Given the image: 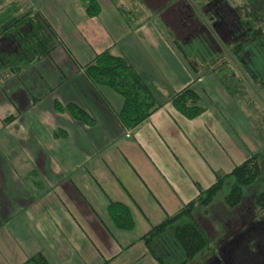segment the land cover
I'll list each match as a JSON object with an SVG mask.
<instances>
[{
  "label": "rangeland",
  "instance_id": "obj_1",
  "mask_svg": "<svg viewBox=\"0 0 264 264\" xmlns=\"http://www.w3.org/2000/svg\"><path fill=\"white\" fill-rule=\"evenodd\" d=\"M0 1L1 7L13 0ZM19 1L24 8L33 6L52 18L59 34L58 11L76 30L86 17L79 0ZM243 1L97 0L102 11L100 23L107 28L109 22L112 30L117 25L126 27L124 43L110 52L125 57L162 102L152 123L147 120L124 133L88 89L82 72L76 71V66L75 73L71 72L70 57L62 48L53 55L60 70L50 69V62L44 61L37 77L25 84L26 91L0 106L3 117L16 116L1 127L0 137L6 145H0V151L3 156H13L7 157L8 165L29 197L28 204L12 205L13 217L0 229L12 244L4 242L8 237L1 233L0 257L6 264H21L37 252L53 264H158L141 236L197 194L192 181L202 188L211 184L214 177L209 178L203 163L223 174L250 154L264 152V64L246 59L242 65L248 69H244L227 50L249 30V24L236 14L235 7ZM117 7L135 13L132 26L125 24ZM76 30L68 32L67 38L84 46L83 36ZM12 46L0 42V52L9 54ZM78 51L75 48L73 55L78 56ZM14 77L8 71L0 72V85L7 88ZM186 85L199 95L204 108L192 120L182 117L169 103ZM53 88L59 90V96L50 91ZM99 90L120 109L119 95L106 87ZM73 93L107 134L94 144L86 132L96 134L98 128L81 125L67 113L52 109L54 99H68ZM37 97L40 100L36 101ZM163 106L165 115L159 111ZM176 160L183 171L166 170L179 171ZM43 163L51 166L53 179L36 173ZM261 166L264 169V161ZM260 189V182L248 187L234 209L227 208L219 195L209 207L197 211V221L213 241L215 254L191 264H211L221 248L245 230L241 224L254 216L263 217L254 205ZM42 194L44 212L36 202ZM109 202H122L130 208L131 230L112 225L106 213ZM19 228L29 234L16 240Z\"/></svg>",
  "mask_w": 264,
  "mask_h": 264
},
{
  "label": "trees",
  "instance_id": "obj_2",
  "mask_svg": "<svg viewBox=\"0 0 264 264\" xmlns=\"http://www.w3.org/2000/svg\"><path fill=\"white\" fill-rule=\"evenodd\" d=\"M36 3L39 0H31ZM84 7L86 17L98 18L101 10L97 0H79ZM1 3V1H0ZM95 9L96 13H95ZM124 22L132 26L133 12L116 8ZM238 18L249 24V30L236 42L227 46V50L244 69L246 59L264 64V0H244L235 7ZM91 11V12H90ZM11 42L9 54L0 52V72L18 77L33 68L40 60L50 58L53 51L64 48L56 31L42 12L33 6L24 8L19 0H13L0 7V42ZM249 70H247L248 72ZM83 76L97 98L113 115L123 132H129L147 121L162 106L140 74L120 55L109 50L98 53L83 67ZM228 90L222 76L218 77ZM106 87L122 98L118 111L109 108L99 91ZM264 86V85H263ZM3 86L0 85V89ZM172 108L182 117L192 120L204 111L199 95L186 85L178 89L169 99ZM56 112L67 113L74 122L93 126L95 119L81 105L71 101H53ZM264 161L263 153H252L235 164L225 174L214 173L213 182L202 188L195 184L197 194L184 203L174 214L151 226L141 236L144 247L158 264H191L201 258L215 254L213 241L198 223L196 213L200 208H207L222 196L224 205L229 209L238 206L245 190L260 182L261 189L254 198V205L264 209ZM109 221L117 229L129 231L133 227L130 208L122 202H109L106 206ZM21 264H53L37 252Z\"/></svg>",
  "mask_w": 264,
  "mask_h": 264
},
{
  "label": "crops",
  "instance_id": "obj_3",
  "mask_svg": "<svg viewBox=\"0 0 264 264\" xmlns=\"http://www.w3.org/2000/svg\"><path fill=\"white\" fill-rule=\"evenodd\" d=\"M101 13H102V11H101ZM43 15L46 17V19L52 25L51 20H53V19L50 18L49 16H46L45 14H43ZM99 20H100L99 17L98 18H94V19L85 17L84 20H83L84 23L81 25L80 29L77 28V30H76V29H74L71 26L72 23L63 17V14H62V11L61 10L57 12L56 17H55V22H58L59 21L60 34H59V31L57 30V28H55L54 30L56 31V33L58 35V38L65 45V49L64 48H62V49L64 51H67V53H68V55L70 57V63L72 64V67H71V72L72 73L73 72L75 73V70H74L73 67L76 66L77 67V70L76 71H81L82 74H83V67L87 63H89L98 53H100V52H102L104 50H109L110 51L111 48H115V47L119 46L120 44H123L124 43V41H125L124 36H126L125 33L127 32L126 31V27L124 25H117L116 26V29H113L112 30L110 28V26H108V23H109L108 20H107V22H108L107 24L104 23L107 26V28L102 23H100L102 20H100V21ZM52 26L54 28V25H52ZM75 30L76 31H79L80 32V35L83 36V39L85 41V42H83V45L84 46L79 45L78 42L77 43L72 42L69 38H67L68 32H73ZM119 30L121 31V35H119L118 32H117ZM58 48H61V47H58ZM75 48H77L78 50H80V51H78V52H80L78 54V56H75L72 53V51ZM56 50H57V48L53 51V53H52V55H51L50 58H45V59L40 60L33 68H31V69L23 72L18 77H14L16 79H13L12 78V80H9V82L7 83V86H6L7 88H5V87L3 88L2 87L0 89V106H3L6 100H8L10 102H13L12 101L13 99H11V97L14 96L16 93H17V96H18V92H22V91L25 92L26 91V88L24 87L25 84H30L29 82L34 80V75L37 77V72H39V69L41 67H44V64H45L44 61H49L50 62V67H51L50 69H53V67H56L58 70H60V68H59L58 64L55 62V59H54V56H53L54 55V52ZM34 71H35V73H34ZM60 73H61V71H60ZM14 81H18L19 84L14 83ZM84 81H85L88 89H91L85 79H84ZM31 86L34 87V83H32ZM41 90L44 91V87H42ZM52 90H54V88L53 89H50V91H52ZM73 91L76 92V90H73ZM53 92L55 94H57V96H59L58 95L59 90L57 88ZM8 93H9L10 96L8 95ZM100 93L103 96V98L105 99V101L108 104L109 108L112 109L113 111H118V110H116L110 104V102L106 99V97L102 94L101 91H100ZM67 98L68 99H66L65 97H63V99H60V100L59 99H56V100H58V101H60L62 103L68 102V100H69L71 102L78 103L79 105H81V107L84 108V105L80 101L77 102L75 100V99L78 100V98L76 97V95L74 93L72 95L68 96ZM38 100H40V98L37 97L36 101H38ZM36 101H34V102H36ZM105 108L110 113L109 109L106 106H105ZM52 109H54L53 108V103H52ZM166 110L167 109L163 106L162 109L159 110V111L165 115V111ZM156 116L157 115H154L153 114L148 119V121H150L149 123H152V119L156 118ZM112 117H113V115H112ZM15 118H16L15 115H11V116H8V117H3L2 115H0V130H1L2 125L7 124V123L13 121ZM113 119H114V117H113ZM115 122H116V120H115ZM161 124H162V126H164L165 125V122H162ZM81 127H83V126H81ZM88 127H90V126H88ZM91 127H92V129H95V128H98L99 129V130H97V133L96 134H95L94 131L91 134L88 133V132H86V134H88L89 136L86 135V134H84V135H86L91 140V143L92 144H94L93 143L94 140L100 139V138H103V137H106L107 136V134H105V133H103L101 131V127L99 125L98 126L96 125V121H95V124L93 126H91ZM152 128L154 129V131H156V129L153 126H152ZM99 136H100V138H99ZM142 138H144V137H142ZM146 139H149V142H152L153 141V140L152 141L150 140V137L149 136ZM153 143H154V141L152 142V144ZM0 145L1 146L6 145V142L2 141V138L1 137H0ZM103 148L104 147H102V149ZM8 149H10V148H8ZM7 157L12 158L13 156H7ZM7 157L6 156H3L2 152L0 151V229H2V227H4V225H8V222L13 217V214H12V205H18L19 203H23V202L28 204V201H29V197H27V195H25V193H27V192L26 191H23L22 186H20V185H22V183L19 182L16 179V177H15V176H17L16 175V172H14L15 170H13V168L11 167V165H8V158ZM177 163L178 164L176 166H179V171H178V169H171V168H166V170H168V171H174V172L183 171V169L181 168V164H179V161H177ZM203 164H204V168L208 172V175H209V178L210 179H212V177H214V173L219 172L217 170V168L215 170L214 168L209 167L205 163H203ZM36 173L39 175V177H44L46 180H49V179L51 180L54 177V171L52 170L51 166L50 165H45L44 163H43V169L37 167ZM186 174L188 176V173L187 172H186ZM223 174H225V173H223ZM41 181H42V179H41ZM192 183H193V185H195L198 182L192 181ZM23 193H24V195H23ZM36 199H37L36 200V202H37V208L40 207V209L42 210V212H44V205H45L44 195L42 194L39 197H36ZM185 200H186V202L188 201V199H185ZM29 205H28V207H29ZM1 233H2V236H4V237H6L8 235V234L4 233V230ZM1 233H0V235H1ZM25 234L27 236L29 234V231L28 230H25L24 228L17 229L16 230V236H17L16 237V240H17V238H25ZM9 240H10L9 237L8 238H5L4 239V242H6L10 246H12V244L9 242ZM6 263L7 262L5 260H3L2 257H0V264H6Z\"/></svg>",
  "mask_w": 264,
  "mask_h": 264
},
{
  "label": "flooded vegetation",
  "instance_id": "obj_4",
  "mask_svg": "<svg viewBox=\"0 0 264 264\" xmlns=\"http://www.w3.org/2000/svg\"><path fill=\"white\" fill-rule=\"evenodd\" d=\"M261 212L263 217L254 216L241 224L245 230L236 233L219 255L213 257L211 264H264V209Z\"/></svg>",
  "mask_w": 264,
  "mask_h": 264
},
{
  "label": "bare ground",
  "instance_id": "obj_5",
  "mask_svg": "<svg viewBox=\"0 0 264 264\" xmlns=\"http://www.w3.org/2000/svg\"><path fill=\"white\" fill-rule=\"evenodd\" d=\"M96 10H97V9H95V10H94V11H95V13H96ZM90 12H91V11H90Z\"/></svg>",
  "mask_w": 264,
  "mask_h": 264
}]
</instances>
